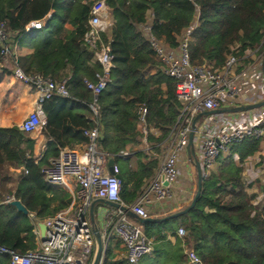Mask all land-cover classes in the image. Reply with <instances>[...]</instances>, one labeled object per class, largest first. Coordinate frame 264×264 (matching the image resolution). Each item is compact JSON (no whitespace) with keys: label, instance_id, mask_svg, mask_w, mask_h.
<instances>
[{"label":"trees","instance_id":"1","mask_svg":"<svg viewBox=\"0 0 264 264\" xmlns=\"http://www.w3.org/2000/svg\"><path fill=\"white\" fill-rule=\"evenodd\" d=\"M92 2L0 0V21H6L9 30L19 34L25 33L32 21L53 13L38 30L42 38L35 46L33 71L56 80L69 78L70 97H53L43 104L47 124L42 132L51 140L41 162L36 163L34 158L35 139L17 126L0 127V182L4 180L5 165H23L28 170L18 178L15 190L8 191L0 184V244L23 253L37 246L31 214L44 220L66 209L72 200L67 190L45 180L43 168L59 156L63 147L88 142L85 131L98 126L102 133L99 148L115 161L122 159L121 151L141 146L144 137L150 149L163 153L162 144L177 122L181 104L176 80L165 73L139 29L148 23L150 13L153 35L175 47L178 35L192 23L199 8V26L189 47L193 64L220 68L237 45L240 54L248 49H264V0H107L115 24L103 39L110 44L115 67L111 81L99 95L100 109L94 120L90 108L93 93L84 80L94 79L101 66L83 42ZM141 107L147 108V134L143 132ZM260 147L259 139L249 138L233 145L230 155L220 156L219 173L204 179L196 206L180 217L186 244L206 264H264V208L253 203L257 195H251L248 189L254 183L246 185L243 167L233 159L237 153L244 162ZM136 155L138 171H120L122 197L127 204L138 198L141 186L155 175L161 162L143 149ZM258 190L264 195V183ZM9 196L21 200L29 214L6 202ZM172 220L143 224L154 241L156 256L145 258V264L176 259V250L169 254L160 243L167 238ZM0 264H10L9 256L0 255ZM103 264L120 263L113 262L107 250ZM175 264H187L181 251Z\"/></svg>","mask_w":264,"mask_h":264},{"label":"built area","instance_id":"2","mask_svg":"<svg viewBox=\"0 0 264 264\" xmlns=\"http://www.w3.org/2000/svg\"><path fill=\"white\" fill-rule=\"evenodd\" d=\"M199 19L198 8L192 23L178 35V45L175 47L153 35L152 17L144 24L143 34L155 57L162 63L165 73L176 80L177 98L181 108L177 122L171 127L169 136L162 144L160 166L138 198L131 204L124 201V184L120 169L115 164L114 173H111L108 165L110 156L99 148L102 137L100 128L97 126L85 131L89 140L82 144V149L63 147L59 156L42 170L45 180L52 185L61 186L66 190L74 185L70 205L66 210L44 220H39L31 214L36 225V248L23 253L0 244V255H8L10 264H91L95 238L90 207L94 200L117 202L142 218L150 217V204L155 201L169 202L173 199L182 156L187 154L192 163L188 146L195 117L204 111L250 105L264 100V49H248L240 54L237 45L220 68L192 63L189 47L193 32L199 26ZM114 24L115 19L107 0H93L83 42L93 52V60L101 66L94 79L84 80L87 88L93 93L90 108L93 111L91 119L94 120L99 114V95L107 88L115 67V57L110 44L103 39V34ZM29 29L30 24L27 25L26 31ZM17 47L18 41L12 38L7 22L0 21V60H10L14 64V76L30 85L39 95L35 108L21 124L20 129L26 134H37L47 124L43 110L44 102L57 96L70 97L69 78L56 80L38 72H25L18 60ZM146 114L147 108L141 107L140 118L145 134L148 133ZM249 138L261 141L260 150L244 162H241L237 153L233 154V159L237 165L243 167L244 182L252 169L254 178L264 183V105L244 111L203 116L197 124L194 145L204 179L211 177L220 156L231 154L233 145ZM145 139L147 141L146 137ZM131 155L129 151H121L119 154L125 159ZM255 160L262 166L251 167L250 164ZM24 172L28 173V170L24 168ZM9 199L11 198L6 201ZM104 218L105 223L101 230L106 248L110 240L117 237L126 249L128 264H139L145 256L154 252V241L146 234L144 225L133 221L125 211L114 208L113 211L107 212ZM39 221H44L47 225L43 237L39 231ZM178 234L184 240L190 263L206 264L199 254L186 244V230L183 226L179 227Z\"/></svg>","mask_w":264,"mask_h":264},{"label":"crops","instance_id":"3","mask_svg":"<svg viewBox=\"0 0 264 264\" xmlns=\"http://www.w3.org/2000/svg\"><path fill=\"white\" fill-rule=\"evenodd\" d=\"M52 15L53 13L50 12L44 19L32 21L30 23V29L27 30L25 33L19 34L17 32H12V38L15 41H18L17 53H18L19 63L27 73L34 72L33 61L35 56V46L42 38V34L39 33L38 30H40V28L44 27L48 23ZM151 17L152 15L150 13L149 19ZM144 28L145 25L139 26V29L142 32H144ZM13 70H14V64L10 60H0V127L3 128L14 127V126L20 128L24 120L27 118L30 112L33 111V109L35 108L39 96L38 93H36V91L30 85L25 84L22 81L18 80L14 76ZM155 133L157 135L160 134V132L157 130H155ZM27 135L35 139L34 158L35 161L39 160L38 162H41L47 150V145L51 139L41 130L37 134H27ZM142 141H143L142 145L139 147L135 146V147L127 148L126 151H129L132 155L128 159L122 158L121 161H123V164H119V161L114 160L115 164L119 167L120 171L123 172L127 169L130 170L131 172L138 171L139 157L136 155V151L139 149L147 150L149 147L145 137L142 138ZM74 148L82 149V144H78ZM147 154L150 155L151 153L147 152ZM52 160L53 158L50 159L47 165H49ZM124 162H127L126 167L123 166L125 164ZM191 165L192 163H190L187 154H184L179 164L180 174L177 183L174 186L175 194L173 199L169 202L155 201L153 204H150L148 207L150 216L162 217L164 215H168L175 211L184 209L191 203L197 190V187L194 185V180L197 179V173L191 167H189ZM24 168L25 167L23 165L21 166L5 165V169L9 171L8 175L11 177H15L16 180H18V178L23 174ZM4 180L1 181L0 184L4 185L5 188L7 189L8 182L6 179ZM146 185H147L146 183H143L139 191L141 190L143 191ZM129 186L131 187L132 183H130ZM67 191L70 193L72 198L74 194V185H71V188L68 189ZM138 193L141 194L140 192ZM122 196H123V191H122ZM8 198H12V197L9 196ZM132 202H134V199L131 201V203ZM113 210L114 208L109 205H105L102 203H98L96 205V210H95L96 218L101 229H103L102 227L104 226L105 223V218H104L105 214ZM130 218L133 221L139 222L136 218L132 216H130ZM180 220H181L180 225L177 228L174 227L166 231L167 238L162 240L160 243H163L165 248L168 250L169 254L176 250L175 251L176 259H178L181 251L183 253V256L187 264H191L187 257L186 248L184 246V240L178 234L179 227L183 226V218H181ZM179 241L180 243H177ZM107 250L108 253L111 255V259L113 262H118L120 264H128L126 258L127 257L126 249L124 248L122 242L117 237H113L110 240V242L107 245L106 252ZM148 257H150V259H155L156 256L155 253L153 252ZM176 259L175 258L174 260L172 259L174 261V264ZM152 263L153 261H151V264ZM139 264H145V261Z\"/></svg>","mask_w":264,"mask_h":264},{"label":"water","instance_id":"4","mask_svg":"<svg viewBox=\"0 0 264 264\" xmlns=\"http://www.w3.org/2000/svg\"><path fill=\"white\" fill-rule=\"evenodd\" d=\"M263 74H264V61H263ZM263 105H264V100L259 102V103L250 104V105H244V106H239V107L229 106V107H223V108L212 110V111H204V112L199 113L195 117L193 124H192V130L190 132V137H189L188 153H189V156L191 158L192 164L194 165V167L196 168V171H197L198 186H197V191H196V194H195L193 200L184 209L175 211L173 213H170L168 215H164L162 217L150 216L147 218H142V217L138 216L135 212H133L130 208H128L127 206L122 205L120 203L108 201L105 199L94 200L91 204V207H90V219H91L92 230H93V234H94V238H95V251H94V255H93L91 264H103L104 258L106 255V245H105V242L103 239V233H102V230H101V228L97 222V218H96V211L95 210H96V205L98 203L109 205L113 208H120L123 211H125L129 216L136 218L142 224H145L148 222H164L167 220L183 217L184 215H186L189 211H191L196 206L198 198L200 197L201 192H202V186H203V181H204L202 166H201V163H200V161L196 155L195 145H194L195 132L197 130V124L200 121V119L203 116H208L211 114H219V113H223V112L244 111V110H249L252 108H258V107H261ZM108 165L110 167L109 168L110 172L114 173L115 162H114L113 157H111V156L109 158ZM6 202L16 206L19 211H21L25 214H29L28 209L22 203L21 200L13 197L12 199H9ZM38 227H39L40 234L43 237L45 235L46 230H47V225L44 221H39Z\"/></svg>","mask_w":264,"mask_h":264},{"label":"rangeland","instance_id":"5","mask_svg":"<svg viewBox=\"0 0 264 264\" xmlns=\"http://www.w3.org/2000/svg\"><path fill=\"white\" fill-rule=\"evenodd\" d=\"M158 69V67H153V70L154 71H156ZM145 145H147V144H145ZM148 153H151L150 155V157H157V158H159V160H161V157H162V154L163 153H161V154H157V153H155L152 149H150L149 147H148V149L146 150ZM228 155H230V154H228ZM227 154H226V156H228ZM223 159V158H222ZM119 161V164H123V161H121V159H119L118 160ZM221 161L222 160H218L217 161V163L215 164V166H214V168H213V173H215V174H218L219 173V170H220V167H221ZM125 164L123 165L124 167H126L127 166V162H124ZM250 166L251 167H261L262 165L260 164V163H257V160H255L253 163H251L250 164ZM189 167H191L196 173H197V171H196V168L194 167V165L192 164L191 166H189ZM251 169V168H250ZM258 170V169H257ZM253 170L251 169V171L249 172V175L247 176V178L245 179L246 181V185H250V183H253V182H255V184H254V186L252 187V188H249L248 189V192L251 194V195H257V198L256 199H254V201H253V203L255 204V205H258L259 207H260V209H263L264 208V195L258 190V186H259V184L261 183V181L260 180H258V179H256V178H254V171L252 172ZM8 172L9 171H7L6 169L4 170V173H5V175H4V177H3V179H6L7 180V182H8V191L10 190H14V188H15V186H16V182H17V180L15 179V177H11V176H9L8 175ZM217 172V173H216ZM259 181V182H258ZM197 183H198V180L196 179V180H194V185L197 187ZM123 187H124V185H123ZM12 198H13V196H11ZM11 198V199H12ZM64 210H66V209H64ZM63 211V210H62ZM181 218H175V219H173L172 221H171V228H177L179 225H180V220ZM149 255H147V256H145L141 261H140V263L141 262H143V261H145V258H147ZM91 259H92V257H91ZM158 264H174V261L171 259V260H169L168 262H166L165 260L164 261H160Z\"/></svg>","mask_w":264,"mask_h":264}]
</instances>
